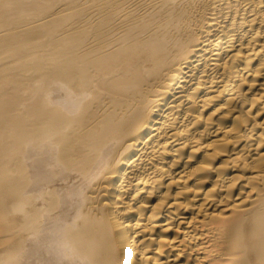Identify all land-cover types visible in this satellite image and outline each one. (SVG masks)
I'll list each match as a JSON object with an SVG mask.
<instances>
[{
	"label": "bare ground",
	"instance_id": "1",
	"mask_svg": "<svg viewBox=\"0 0 264 264\" xmlns=\"http://www.w3.org/2000/svg\"><path fill=\"white\" fill-rule=\"evenodd\" d=\"M0 264H264V0H0Z\"/></svg>",
	"mask_w": 264,
	"mask_h": 264
}]
</instances>
